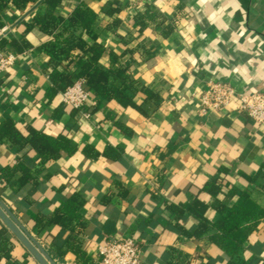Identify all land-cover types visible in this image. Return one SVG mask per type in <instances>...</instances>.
Returning a JSON list of instances; mask_svg holds the SVG:
<instances>
[{
	"label": "crops",
	"instance_id": "1",
	"mask_svg": "<svg viewBox=\"0 0 264 264\" xmlns=\"http://www.w3.org/2000/svg\"><path fill=\"white\" fill-rule=\"evenodd\" d=\"M113 1L121 12L102 13ZM79 3L100 14L99 41L106 47L100 62L127 71L135 106L91 94L86 119L63 104L62 92L49 97L51 57L41 48L49 36L24 37L38 9L9 4L4 37H24L30 47L0 78V125L12 120L24 135L32 127L63 136L76 150L45 163L33 147L0 140V173L21 162L40 171L39 183L21 190L0 179V200L57 264H77L68 242L98 264L100 244L126 237L138 240L141 264H264V219L229 257L212 241L214 229L190 237L199 218H178L171 209L200 201L208 206L205 218L217 224L216 199L205 190L217 180L218 199L232 204L236 198L227 193L237 189L264 210V124L235 106L201 115L198 98L211 81L264 93V0H68L58 14L69 17ZM76 196L82 232L48 223ZM5 239L14 260L38 264L0 219ZM0 264L7 261L0 257Z\"/></svg>",
	"mask_w": 264,
	"mask_h": 264
},
{
	"label": "trees",
	"instance_id": "2",
	"mask_svg": "<svg viewBox=\"0 0 264 264\" xmlns=\"http://www.w3.org/2000/svg\"><path fill=\"white\" fill-rule=\"evenodd\" d=\"M68 0H1L0 1V31L5 23L2 18L3 11L13 5L19 10H25L29 6L38 9L29 23H25V34L38 31L49 40L41 47L51 57L52 71L50 79L52 86L48 96L53 97L59 92H64L77 81H84L86 89L97 97L106 101H115L123 107L135 106L132 96L129 95L127 84V71L124 68H105L100 60L106 52L105 45L99 41V13L84 3H79L69 17L58 14ZM121 3L113 1L106 4L102 13L113 15L121 12ZM6 39L0 37V48L5 53L16 54L22 52L30 43L26 38ZM13 52V53H15ZM113 57L115 58L114 54ZM147 97H152L147 91ZM28 134L24 135L12 120H7L0 125V140H6L12 146L22 149L29 145L37 152L45 163L57 159L61 151L69 154L75 152V148L66 137H52L44 132L28 127ZM0 179L7 185L21 190L30 184L37 185L40 179V171L31 169L24 162L13 167L5 168L0 173ZM205 190L216 200L212 208L221 214L217 224H212L205 218L208 206L200 201L187 204L182 207L171 206L178 218L186 213L193 214L200 220V225L193 233H186L190 237L202 238L209 230L214 229L212 241L218 245L229 257H233L255 232L259 222L264 219V210L251 198L247 192H239L233 189L227 193L236 199L228 204L218 199L223 189L217 180L210 181ZM82 201L78 196L64 203L59 211L48 223H57L71 233H80L85 229V223L80 215ZM76 222L77 225H73ZM39 226H44L38 220ZM66 250L76 255L77 264H94L93 260L81 247H75L70 242ZM13 243L7 239L0 241V257L7 264H20L11 256Z\"/></svg>",
	"mask_w": 264,
	"mask_h": 264
},
{
	"label": "built area",
	"instance_id": "3",
	"mask_svg": "<svg viewBox=\"0 0 264 264\" xmlns=\"http://www.w3.org/2000/svg\"><path fill=\"white\" fill-rule=\"evenodd\" d=\"M7 31V28L2 29L0 37H4ZM19 58V54L5 53L0 48V78L17 63ZM90 96L85 82L81 80L62 92V102L66 107L80 112L84 118L90 119L91 113L87 110ZM198 98L201 115L220 112L235 106L253 123L264 124V93L262 92H239L229 83L211 81ZM97 261L98 264H141L139 242L132 237L107 240L97 247Z\"/></svg>",
	"mask_w": 264,
	"mask_h": 264
},
{
	"label": "water",
	"instance_id": "4",
	"mask_svg": "<svg viewBox=\"0 0 264 264\" xmlns=\"http://www.w3.org/2000/svg\"><path fill=\"white\" fill-rule=\"evenodd\" d=\"M0 219L38 264H57L0 200Z\"/></svg>",
	"mask_w": 264,
	"mask_h": 264
}]
</instances>
